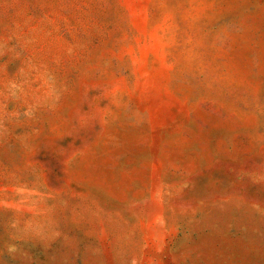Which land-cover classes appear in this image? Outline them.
<instances>
[{
    "label": "rangeland",
    "instance_id": "374dc122",
    "mask_svg": "<svg viewBox=\"0 0 264 264\" xmlns=\"http://www.w3.org/2000/svg\"><path fill=\"white\" fill-rule=\"evenodd\" d=\"M0 264H264V0H0Z\"/></svg>",
    "mask_w": 264,
    "mask_h": 264
}]
</instances>
